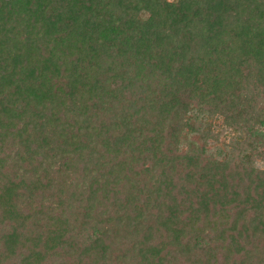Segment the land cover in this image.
I'll use <instances>...</instances> for the list:
<instances>
[{
    "label": "trees",
    "instance_id": "obj_1",
    "mask_svg": "<svg viewBox=\"0 0 264 264\" xmlns=\"http://www.w3.org/2000/svg\"><path fill=\"white\" fill-rule=\"evenodd\" d=\"M0 264H264V0H0Z\"/></svg>",
    "mask_w": 264,
    "mask_h": 264
}]
</instances>
